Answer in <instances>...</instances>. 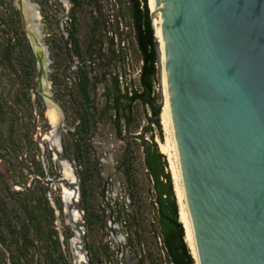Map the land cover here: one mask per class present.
Listing matches in <instances>:
<instances>
[{
	"label": "rangeland",
	"instance_id": "1",
	"mask_svg": "<svg viewBox=\"0 0 264 264\" xmlns=\"http://www.w3.org/2000/svg\"><path fill=\"white\" fill-rule=\"evenodd\" d=\"M75 1L30 0L40 7L28 27L38 24L33 30L47 60V82L57 103L52 105L40 92L39 49L23 31L17 0H0V199L8 208L4 220L14 230L9 234L2 226L8 247L0 245V260L6 264L5 254L11 264V254L15 264H169L144 148V142L156 143L164 154L162 145H169L164 107L160 126L149 105L137 102L122 110L131 118L128 127L121 119L122 134L111 119L115 111L108 110L116 77L123 94L140 89L143 63L129 0ZM70 34L78 41L79 57ZM84 83L90 102L81 92ZM50 106L62 125L58 134L47 117ZM85 118L91 126L87 134L78 126ZM54 141L72 167L56 154ZM164 155L180 215L177 173ZM65 169L73 181L65 178ZM64 179L77 183L78 204L66 201L65 188L73 189ZM76 223L83 224L81 230Z\"/></svg>",
	"mask_w": 264,
	"mask_h": 264
},
{
	"label": "water",
	"instance_id": "2",
	"mask_svg": "<svg viewBox=\"0 0 264 264\" xmlns=\"http://www.w3.org/2000/svg\"><path fill=\"white\" fill-rule=\"evenodd\" d=\"M156 8L157 107L165 104L162 45L200 264H264V0H156ZM22 15L39 49L40 92L57 104L38 24L29 28L35 17ZM63 181L79 195L76 182Z\"/></svg>",
	"mask_w": 264,
	"mask_h": 264
},
{
	"label": "trees",
	"instance_id": "3",
	"mask_svg": "<svg viewBox=\"0 0 264 264\" xmlns=\"http://www.w3.org/2000/svg\"><path fill=\"white\" fill-rule=\"evenodd\" d=\"M129 3L130 17L132 18L135 30V39L143 64L140 72V89L135 90L131 96L128 93L123 94L119 85V79L117 77L114 79L115 95L112 104L108 105V108L115 111V120L113 123L119 134H122L121 119H126L125 124L127 127L131 124V118L126 115L124 116L122 114V110H130L134 103L140 102L142 104L149 105L154 117L157 118V120H154V123L159 126V117L161 115V109L157 107V101L159 99L156 92V84L158 83V59L155 48V32L152 26L148 0H129ZM70 36L73 44H75L77 48L75 53L77 57H79L80 53L78 51V41L73 34H70ZM112 44L115 46L114 42H112ZM110 51L113 55H117V58L120 59L121 55H119L114 48ZM81 92L85 101L90 102L88 83L82 84ZM90 128L89 119H83L79 131L87 134L91 130ZM144 148L146 153L145 164L154 182V191L158 206L159 232L167 252L168 263L195 264L191 251L186 243L184 225L180 221L172 178L169 173H166V168H168L166 156L160 152L156 143H153L151 146L149 145V142H144ZM83 184L81 189V198L83 203L86 204L88 196ZM102 195L103 197H106V188L103 189ZM3 205L4 202L0 199V212L3 216V218L0 219V245L8 247V238L5 234L4 228L6 227L9 234H14V230L12 225L9 223L10 221L4 220H8L6 215L8 208ZM8 259L11 264H15L11 254ZM4 260L7 264L5 254ZM2 263L3 262L0 260V264Z\"/></svg>",
	"mask_w": 264,
	"mask_h": 264
},
{
	"label": "bare ground",
	"instance_id": "4",
	"mask_svg": "<svg viewBox=\"0 0 264 264\" xmlns=\"http://www.w3.org/2000/svg\"><path fill=\"white\" fill-rule=\"evenodd\" d=\"M29 3H30L29 11L32 12V14L29 12L30 14H27V16L29 17V15H31L32 17H35L34 16L35 14H39L38 8L35 5H32L30 1ZM149 6L151 9V14L154 19V26L156 28V34L160 40V36H159L160 22L156 16V12H157L156 0H149ZM38 19H40V17ZM160 44H161V40H160ZM161 52H162V62H163V88H164V95H165V104L163 106L164 107L163 113L166 119V123L168 124V131H169V134H168L169 135L168 137L169 145L168 147H165L164 145H162L163 151H164L163 153L169 156L171 166L172 168L175 169L177 173L176 190H177L178 201L180 204V221L182 222L185 228L186 243L188 244L190 251L192 252V255L194 256L196 260V264H200L193 222H192L191 214L189 211V206L187 202V194H186L185 185L183 181L182 169H181V164H180V159H179V147H178L177 140L175 137L174 122L169 113V93H168V83H167V77H166V59H164L162 45H161ZM47 117H48L49 123L53 126V128H57V126L60 124V121H59V115L57 111L55 110V107L50 106V109L47 113ZM52 144L54 145L56 154H58L59 150H56V147L59 148V146L57 145L56 141H54ZM64 175H65V178L68 179L69 181L74 180V176L71 174L70 171H68V169H65ZM64 192H65V199L67 202L69 203L77 202L78 193L76 191L65 188ZM78 218H79L78 214L76 213L74 215L72 214V219L74 222H76Z\"/></svg>",
	"mask_w": 264,
	"mask_h": 264
},
{
	"label": "flooded vegetation",
	"instance_id": "5",
	"mask_svg": "<svg viewBox=\"0 0 264 264\" xmlns=\"http://www.w3.org/2000/svg\"><path fill=\"white\" fill-rule=\"evenodd\" d=\"M29 1L30 0H17V5H18V7H19V12H20V14H21V17H22V20H23V15L22 14H26V16H27V14H32V12H30L29 11ZM33 5V4H32ZM38 8H40V7H38ZM40 11V10H39ZM30 12V13H29ZM30 17V16H29ZM23 31L25 32V33H27V31L24 29V20H23ZM28 34V33H27ZM29 35V34H28ZM30 36V35H29ZM31 37V36H30ZM32 39V38H31ZM39 53V50H38V52H37V54ZM41 54V53H40ZM115 86V85H114ZM108 110H112V109H110V108H108ZM111 119H112V121L114 122V120H115V117L113 118V117H111ZM81 124H82V121H80L79 122V124H78V126L80 127L81 126ZM118 132V131H117ZM124 160H122V162H123Z\"/></svg>",
	"mask_w": 264,
	"mask_h": 264
},
{
	"label": "crops",
	"instance_id": "6",
	"mask_svg": "<svg viewBox=\"0 0 264 264\" xmlns=\"http://www.w3.org/2000/svg\"><path fill=\"white\" fill-rule=\"evenodd\" d=\"M103 164H104V163H103ZM103 164H102V162H101V165H103ZM112 165H113L112 163H108L107 167H108L109 169H113V166H112ZM103 166L106 167V163H105ZM103 166H102V168H103ZM110 175L112 176L111 171H110Z\"/></svg>",
	"mask_w": 264,
	"mask_h": 264
},
{
	"label": "built area",
	"instance_id": "7",
	"mask_svg": "<svg viewBox=\"0 0 264 264\" xmlns=\"http://www.w3.org/2000/svg\"><path fill=\"white\" fill-rule=\"evenodd\" d=\"M122 45H123V46L125 45V41H124V39L122 40Z\"/></svg>",
	"mask_w": 264,
	"mask_h": 264
}]
</instances>
